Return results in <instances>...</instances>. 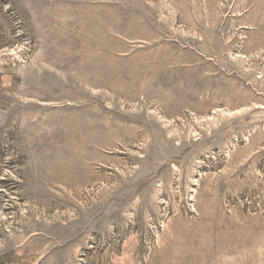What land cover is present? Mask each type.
I'll return each instance as SVG.
<instances>
[{
  "label": "rangeland",
  "instance_id": "rangeland-1",
  "mask_svg": "<svg viewBox=\"0 0 264 264\" xmlns=\"http://www.w3.org/2000/svg\"><path fill=\"white\" fill-rule=\"evenodd\" d=\"M0 264H264V0H0Z\"/></svg>",
  "mask_w": 264,
  "mask_h": 264
}]
</instances>
